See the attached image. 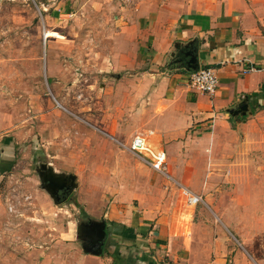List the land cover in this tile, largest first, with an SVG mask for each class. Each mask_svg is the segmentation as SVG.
<instances>
[{
	"label": "rangeland",
	"instance_id": "374dc122",
	"mask_svg": "<svg viewBox=\"0 0 264 264\" xmlns=\"http://www.w3.org/2000/svg\"><path fill=\"white\" fill-rule=\"evenodd\" d=\"M132 2L0 0V151L11 149L16 163L0 174V264H92L82 223L102 220L115 204L131 216L152 190L154 207H177L158 217L188 232L196 208L215 209L208 218L238 243L254 228L264 256V104L240 133L239 150L227 140L192 156L195 167L174 166V157L166 174L150 168L129 147L133 135L148 133L139 124L148 96L136 106L135 69L119 67L133 59L129 50L111 55L116 17ZM43 163L77 176L72 200L56 202L47 191ZM183 189L205 200L189 206Z\"/></svg>",
	"mask_w": 264,
	"mask_h": 264
},
{
	"label": "crops",
	"instance_id": "0c3cea01",
	"mask_svg": "<svg viewBox=\"0 0 264 264\" xmlns=\"http://www.w3.org/2000/svg\"><path fill=\"white\" fill-rule=\"evenodd\" d=\"M132 3L125 14L123 11L116 17L120 30L115 36L116 51L111 55L124 56L129 50L133 57L129 64L119 63V67L135 69L131 81L135 93L138 91L136 106L144 95L148 96L144 101L150 104L149 116L139 121L148 128L144 135L154 136L150 142L165 149L172 162L177 158L174 166L178 167H195L198 164L192 156L217 151L227 140L235 139L233 149L239 150L243 147L238 145L240 133L247 129L254 109L264 104V0ZM189 50L198 57V69L209 67L218 74L220 83L215 94L197 92L190 86L196 70L188 68L190 56L185 52ZM247 100L252 114L230 112ZM184 149L190 150L188 159L182 156ZM168 158L169 170L172 162ZM12 160L11 149L0 151L2 176L15 169ZM155 193L152 190L140 197L139 207L131 216L123 208L115 210L121 207L116 204L104 214L106 248L101 255L88 253L93 256L89 258L92 264L264 263L254 228L247 225L251 233L244 243H238L221 224L208 218L212 211L218 214L215 209L198 207L187 232L164 216L158 217L169 212L176 215L177 207L166 203L154 207ZM251 213H255L253 209Z\"/></svg>",
	"mask_w": 264,
	"mask_h": 264
},
{
	"label": "built area",
	"instance_id": "2783aa9c",
	"mask_svg": "<svg viewBox=\"0 0 264 264\" xmlns=\"http://www.w3.org/2000/svg\"><path fill=\"white\" fill-rule=\"evenodd\" d=\"M220 79L213 68L204 67L194 71L190 77V86L197 92L215 94L218 90ZM130 150L141 156L147 164L156 172L166 174L168 172V154L163 148L154 146L149 137L144 134L137 133L133 135L130 142ZM186 203L188 205H197L203 202L200 194L194 193L188 189H184ZM10 213L17 212L16 204H9ZM186 264V263H179Z\"/></svg>",
	"mask_w": 264,
	"mask_h": 264
},
{
	"label": "water",
	"instance_id": "95a60500",
	"mask_svg": "<svg viewBox=\"0 0 264 264\" xmlns=\"http://www.w3.org/2000/svg\"><path fill=\"white\" fill-rule=\"evenodd\" d=\"M185 54L186 56H190V59L187 62L188 68L197 70L199 68L198 57L193 54L190 50L186 51ZM230 112L235 115L241 113L242 116H245L248 112L251 114L253 113L248 100L241 104L238 109L231 110ZM41 166L48 170V176H44V174L41 173V180L43 183H46L44 184V187L47 189V191L51 194V196L55 199L56 202H58L56 198V191H58V189H62L65 186L69 185L73 189H75V187L77 186V176L75 174H58L54 171L51 166H48L45 163H43ZM106 226L107 224L105 220H91L89 222L87 226V234L90 236L91 244L93 246L90 244H84L85 252L95 255H101L103 253L105 239L107 237Z\"/></svg>",
	"mask_w": 264,
	"mask_h": 264
},
{
	"label": "flooded vegetation",
	"instance_id": "af4514ba",
	"mask_svg": "<svg viewBox=\"0 0 264 264\" xmlns=\"http://www.w3.org/2000/svg\"><path fill=\"white\" fill-rule=\"evenodd\" d=\"M178 60H180V59H178ZM40 173H43L44 176H48L47 175L48 170L46 168H43L42 166L40 167ZM44 184H46V183H44ZM73 193H74V189L70 185L69 186H65L62 189H58V191H56L57 201L59 203H63V202H66L67 200H72L73 199ZM85 219H87V218H85ZM91 220L92 219H90L88 217V219L85 222H83L82 223L83 225L80 227V237H81L82 242L84 244H90V245H92V244H91V238L87 234V226H88V224H89V222ZM106 241H107V237L105 239V244H106ZM105 246L106 245H104V249L106 248Z\"/></svg>",
	"mask_w": 264,
	"mask_h": 264
},
{
	"label": "trees",
	"instance_id": "16d2710c",
	"mask_svg": "<svg viewBox=\"0 0 264 264\" xmlns=\"http://www.w3.org/2000/svg\"><path fill=\"white\" fill-rule=\"evenodd\" d=\"M182 57H183V59H186V57L182 54ZM255 111H256V108L254 109V113H255ZM244 118H246V117H244Z\"/></svg>",
	"mask_w": 264,
	"mask_h": 264
}]
</instances>
